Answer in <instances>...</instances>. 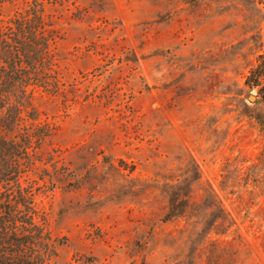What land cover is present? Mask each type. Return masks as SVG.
<instances>
[{"label": "rangeland", "instance_id": "obj_1", "mask_svg": "<svg viewBox=\"0 0 264 264\" xmlns=\"http://www.w3.org/2000/svg\"><path fill=\"white\" fill-rule=\"evenodd\" d=\"M38 1L62 86L23 114L46 136L21 183L45 264H264V0Z\"/></svg>", "mask_w": 264, "mask_h": 264}, {"label": "trees", "instance_id": "obj_2", "mask_svg": "<svg viewBox=\"0 0 264 264\" xmlns=\"http://www.w3.org/2000/svg\"><path fill=\"white\" fill-rule=\"evenodd\" d=\"M58 37L38 0L0 23V264H45L56 253L50 232L34 220V194L21 178L34 164V137L40 144L46 136L24 124L23 114L35 111L34 88L57 93L62 86L53 46ZM246 84L264 98V52Z\"/></svg>", "mask_w": 264, "mask_h": 264}, {"label": "water", "instance_id": "obj_3", "mask_svg": "<svg viewBox=\"0 0 264 264\" xmlns=\"http://www.w3.org/2000/svg\"><path fill=\"white\" fill-rule=\"evenodd\" d=\"M255 96L254 95H251L250 96V99L254 100Z\"/></svg>", "mask_w": 264, "mask_h": 264}]
</instances>
